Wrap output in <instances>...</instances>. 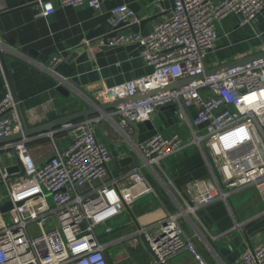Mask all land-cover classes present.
I'll return each mask as SVG.
<instances>
[{
	"label": "built area",
	"instance_id": "1",
	"mask_svg": "<svg viewBox=\"0 0 264 264\" xmlns=\"http://www.w3.org/2000/svg\"><path fill=\"white\" fill-rule=\"evenodd\" d=\"M106 1L61 0L63 5H88L95 10ZM38 4L41 16L55 11L52 0H38ZM263 11L264 0H220L216 4L174 0L168 17L150 32L141 33L123 31L140 23L127 4L110 10L116 32L110 45H137L153 71L107 87L102 102L159 91L178 80L203 76L120 105L110 116L111 121L118 117L115 126L131 139L135 124L149 121L161 107L176 105L180 118L190 123L193 143L203 151L211 169L214 184L204 193L203 202L228 200L231 191L264 179V57L206 75V57L218 40L217 22L237 13L243 24L252 23ZM60 62V58H52L46 67L56 72ZM191 107L197 108L195 117L188 116ZM99 120L93 116L62 126L67 146L56 147L42 164L35 161L26 140L0 148L8 158L15 155L25 170L21 177L9 174L0 162V185L5 192L0 195V264H110L108 244L101 236L112 232L110 221L125 211L126 200L117 180H107L112 154L97 139ZM22 130L19 101L8 86L0 101V138ZM182 147L178 134H155L135 144L154 166ZM133 172L134 179L153 191L140 169ZM7 202L13 206L3 212L1 206ZM190 211L194 207L168 215L150 232L143 230L158 257L153 264H170L185 252L198 258L179 223V217ZM199 264L205 262L201 259ZM243 264H264V243L247 247Z\"/></svg>",
	"mask_w": 264,
	"mask_h": 264
},
{
	"label": "crops",
	"instance_id": "2",
	"mask_svg": "<svg viewBox=\"0 0 264 264\" xmlns=\"http://www.w3.org/2000/svg\"><path fill=\"white\" fill-rule=\"evenodd\" d=\"M52 2L55 11L45 17L39 15L38 0H0V54L5 63L0 57V101L12 84L30 127L98 106L107 87L153 71L137 45H110L116 35L106 45V37L114 32L112 8L127 4L140 18V23L123 31L148 33L174 7V0H108L100 10L88 5H63L61 0ZM217 31L216 47L206 57L207 69L262 52L264 11L245 24L241 14L231 13L217 22ZM52 58L61 59L56 72L46 67ZM114 111L112 108L107 114L95 115L100 117L95 126L97 139L112 154L107 180H117L126 200L125 211L110 221L112 232L101 236L108 244L110 264H153L155 259L140 233L150 232L160 220L179 215L189 206L194 211L181 215L179 223L198 258L185 252L170 264H199L201 259L205 264H243L244 250L264 243V179L231 191L228 200L203 202L204 193L214 184L211 169L203 151L193 143L190 123L180 118L177 106L161 107L149 121L135 124L131 139L123 137L115 126L117 116L115 122L111 121ZM197 112L191 107L188 116L195 117ZM155 134H178L183 140L178 152L156 166L149 165L135 148ZM23 140L38 164L47 161L56 147L64 149L68 143L62 127L8 144ZM1 155L2 151L0 162L5 167L17 162L15 155L9 158L11 162ZM134 169L141 170L153 191L134 179Z\"/></svg>",
	"mask_w": 264,
	"mask_h": 264
},
{
	"label": "water",
	"instance_id": "3",
	"mask_svg": "<svg viewBox=\"0 0 264 264\" xmlns=\"http://www.w3.org/2000/svg\"><path fill=\"white\" fill-rule=\"evenodd\" d=\"M115 35H116V32H113V35H109V36L106 37V45H108V43H109L108 39L111 36L113 37ZM6 38L10 40V38L8 36H6ZM0 57L2 59V62L4 64V66H5V63H4V60H3V57H2L1 54H0ZM262 57H264V52L258 53L256 55H251L249 57H245V58L237 60V61H232V62L226 63L224 65H220V66H218V67H216L214 69H207L206 75L216 74V73H219V72H221L223 70H227V69H230V68L238 66V65H243V64L249 63V62H251L253 60L262 58ZM5 69H6V67H5ZM6 71H8V70L6 69ZM8 77H9V75H8ZM200 78H203V76H197V77H194V78H185V79L178 80L177 82H174V83L170 84L169 86H167V87H165V88H163V89H161L159 91L138 93V94H136L134 96H131V97L118 98V99L111 100V101H105V102H103L101 104H98V106H93V107H90V108H86V109H83V110H80V111L65 115L63 117H60V118L54 119L52 121H48L46 123H43V124H40V125H37V126H33V127H30L27 124L26 119L24 118L22 109L20 107V103H19V112H20V117L22 119V123H23V130L18 132V133H16V134H12L10 136L0 138V146L4 145V144L11 143V142L16 141V140H20L22 138H28V137L40 135V134H43V133L53 132L54 129H57V128L62 127L64 125H66V124H69L71 122H75V121H78V120H81V119H87V118H90V117L98 115V114H101V115L102 114H107L108 110H110L112 108H117L120 105L126 104V103L131 102V101H135V100L140 99L142 97L150 96V95H152V94H154L156 92L165 91V90H169V89H172V88H177L179 86H182V85H185V84L191 82L192 80H196V79H200ZM9 80H10V83H11V79L10 78H9ZM10 85L12 86V84H10ZM59 89L62 92L65 91V88L63 86H60ZM11 90H12V92L14 94L15 99L18 100V98H17V96L15 94V91L13 89V86L11 87ZM7 172L9 174L17 173V176H19V177H21V176H23L25 174V170H24V168L21 165V162L19 160H17V162L15 164L8 166L7 167ZM12 206L13 205H12L11 202H7L5 205L1 206V210L3 212H6L9 209H11ZM127 209H129V208L127 207ZM140 238H141L144 246L148 250V252L154 257L155 260H158V257L154 253V251H153V249H152V247L150 245V242L147 239L146 233L144 231H142L140 233ZM159 264H166V263L160 262Z\"/></svg>",
	"mask_w": 264,
	"mask_h": 264
},
{
	"label": "rangeland",
	"instance_id": "4",
	"mask_svg": "<svg viewBox=\"0 0 264 264\" xmlns=\"http://www.w3.org/2000/svg\"><path fill=\"white\" fill-rule=\"evenodd\" d=\"M4 154V153H3ZM2 157H4L7 161H9V158L4 154V155H1ZM8 159H7V158ZM9 162H11V161H9ZM11 181L13 180V179H10ZM3 194H5V192H4V186L3 185H0V195H3ZM99 230H103V227L102 228H100ZM110 250V249H109Z\"/></svg>",
	"mask_w": 264,
	"mask_h": 264
}]
</instances>
